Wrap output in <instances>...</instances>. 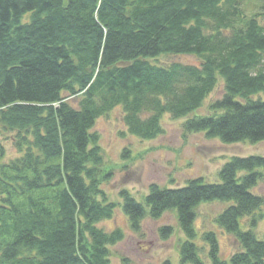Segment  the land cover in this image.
Returning <instances> with one entry per match:
<instances>
[{"label":"trees","instance_id":"obj_1","mask_svg":"<svg viewBox=\"0 0 264 264\" xmlns=\"http://www.w3.org/2000/svg\"><path fill=\"white\" fill-rule=\"evenodd\" d=\"M263 20L264 0H0V127L14 132L20 154L2 162L0 142V264H108L107 246L124 233L97 226L116 203L101 187L110 172L92 128L114 107L141 139L160 135L167 114L184 119L185 133L264 141ZM164 54L196 56L200 64L150 61ZM219 77L222 97L190 117ZM257 168L264 156L231 157L218 182L151 184L143 203L122 190V209L133 231L146 216L175 210L187 237L180 264H206L193 243L196 209L232 202L215 221L240 250L222 259L216 234L206 231L204 258L264 264V239L252 232L264 204L250 191L262 176ZM159 232L166 238L172 228Z\"/></svg>","mask_w":264,"mask_h":264},{"label":"rangeland","instance_id":"obj_2","mask_svg":"<svg viewBox=\"0 0 264 264\" xmlns=\"http://www.w3.org/2000/svg\"><path fill=\"white\" fill-rule=\"evenodd\" d=\"M251 6L247 4V7ZM150 61L163 66L171 63L200 64V60L192 55L164 54ZM223 93V82L219 77L214 90L189 116L207 114L208 104L221 98ZM68 101L76 105L74 98L70 97ZM122 118V110L117 106L99 116L92 128L99 135V145L104 156L103 167L110 172L108 180L101 187L107 201L116 203L113 216L100 221L97 226L106 232L119 228L124 233L120 241L107 246L108 264H164L167 260L170 264H180L179 246L187 237L178 224L176 211H165L158 219L146 216L141 220L138 231H133L122 209L120 191L126 190L143 203L151 184L178 188L186 186L188 180L194 178H202L207 183L218 182L219 170L231 157L264 156V141L223 143L217 137L207 138L204 132L185 133L182 128L184 119L174 120L167 114L161 118L160 135L153 139H141L128 132ZM13 136L14 132L0 127V142L5 148L2 162L20 155ZM257 171L262 176L250 191L264 200V169L257 168ZM231 204L216 200L204 202L196 209L193 223L196 235L193 243L198 246L199 257L206 264L211 263L204 258L207 246L201 239L203 232L213 231L216 234L222 259L227 260L231 254L240 250L235 237L220 229L215 221L217 215ZM256 214L261 217L252 232L257 238L264 239V204ZM249 220H241V227L245 228ZM164 226L172 228L171 235L166 238L159 232Z\"/></svg>","mask_w":264,"mask_h":264}]
</instances>
